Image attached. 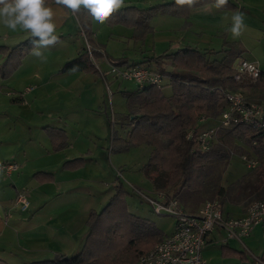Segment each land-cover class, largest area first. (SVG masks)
<instances>
[{"label": "rangeland", "instance_id": "rangeland-1", "mask_svg": "<svg viewBox=\"0 0 264 264\" xmlns=\"http://www.w3.org/2000/svg\"><path fill=\"white\" fill-rule=\"evenodd\" d=\"M173 1L175 0H125V7L146 9ZM230 1L237 7L221 13L220 37L230 42L240 41L242 49L238 59L253 62L264 72V0ZM47 6L53 10V21L60 42L44 50L47 57L44 61L29 52L21 60V65L9 75L11 64L16 62V59L9 61V52L31 34L20 28L13 31L0 24V163L10 161L19 167L18 173L15 172L10 177L0 171V204L4 208L0 220L13 227L12 218L23 220L36 205H46L44 211L51 208L50 214L47 213L48 217L53 216L51 219L57 217L62 221L68 220L73 214L75 219H78L77 223L84 227L90 210L100 212L108 204L115 193L116 178L119 177L127 193L128 213L147 219L163 234L170 235L175 220L172 217L154 214L150 205L142 201L132 190L133 186L149 196L154 193L150 181L142 172V167L151 154V147L142 144L122 151L116 150L119 142L113 143L115 149L111 146L114 131L125 137L129 130L126 121L129 109L126 96L122 92L136 91L137 84L128 80H116L109 75L107 76L111 92L109 96L106 84L98 73L62 72L63 65L76 58L87 45V41L81 35L77 20L78 17L81 19L79 13L77 16L55 2ZM212 10L216 12L218 8L212 6ZM237 11L244 13L246 29L239 38L234 39L225 30V26L230 24L231 16ZM89 18L93 33L92 42L107 55L97 60L102 72L109 71L111 60L124 59L128 65H145L144 61L148 58L161 56L165 52L175 53L181 48L177 44L182 39H191L190 33H185L186 21L176 17L164 15L153 17L149 22L151 32L144 40L135 39V30L127 25L113 24L109 21L99 25ZM200 25L203 28L204 25ZM216 35L217 32L210 34L212 37ZM224 35H227V38ZM220 50L221 48H215L216 52ZM220 53L214 54L212 59H218ZM262 85L264 83L252 84L246 80L241 93L255 101L264 102V90L260 87ZM162 86V94L170 96L172 88L168 79L163 80ZM21 94L22 103L17 99ZM215 119L205 122L201 129L207 128L208 125L216 127L215 124L211 125L217 121ZM52 128H57L54 130L56 132L61 129L66 131L67 142L64 148L57 152L51 149V139L47 134V131L53 132ZM243 133L241 130L230 137L222 134L213 142L216 145L222 143L221 151L228 156L217 172L221 179H215L214 176L211 184L228 188V200L223 206V211L231 209L233 215L235 211L243 215L249 203L254 200L257 190L264 184L262 172L264 168L258 165L255 169L249 170L241 159L242 155L258 157L253 153V145L246 139L250 134ZM215 144L213 146H216ZM80 158L85 160L82 167L76 170L62 168L66 161ZM26 162L30 169L28 171L23 170ZM36 171L52 173L53 181L37 183V179L32 176ZM17 193L25 195L29 204L27 210L21 211L15 207ZM10 229L12 233L9 235L6 232L0 235V255L12 260L11 254L16 253L15 247L8 248L5 242L16 237L18 230L16 227ZM79 239L80 236L73 239V248ZM113 242L115 241H110L108 245ZM228 243L231 249L245 252V259L236 255H224L222 243L215 242L205 244L202 249L205 264H252L253 257L264 252L262 228L257 226L250 236L242 238L244 246L233 240ZM76 245L79 247L80 242ZM68 246L71 250L70 245ZM106 246L107 243H102L103 258L110 256L105 253L106 251L111 253ZM116 247L119 250L110 256L111 264L117 262L132 264L134 261L132 253L122 244ZM74 253L76 252L69 256ZM16 258L18 256L15 257L16 262L12 263L19 264ZM117 258L119 259L116 260Z\"/></svg>", "mask_w": 264, "mask_h": 264}, {"label": "trees", "instance_id": "trees-1", "mask_svg": "<svg viewBox=\"0 0 264 264\" xmlns=\"http://www.w3.org/2000/svg\"><path fill=\"white\" fill-rule=\"evenodd\" d=\"M53 2L55 0H47V5ZM210 4L215 5V0H198V3L191 8L177 6L175 1L146 9L128 6L122 11L119 10L108 21L132 27L135 30L134 38L144 40L151 32L149 22L153 17L164 15L187 18L191 9ZM236 7V4L228 0L227 6L219 9L232 11ZM76 15L78 16V13ZM79 15L81 17V19L77 18L79 26L92 46L95 60L103 56L107 57L104 50L92 42L93 33H91L89 16L84 11L79 12ZM30 39L31 36L9 52V61L16 59V62L11 64L8 75L21 65L23 57L30 52ZM223 45V49L218 52L210 48L200 50L184 46L175 53L165 52L161 56L148 58L144 61L145 65H128L124 59L111 60V63L116 66L145 68L162 76L160 84L138 86L132 93L122 92L126 96L129 109L126 115L129 130L125 137L114 131L111 138L113 149H115L113 143L119 142L116 150L126 151L132 146L142 144L151 147V154L147 163L142 167V172L150 181L154 193L149 196L132 186L134 193L151 208L152 205L145 197L156 198L158 194H162L167 201L176 200L180 207L189 214H195L198 211L197 208L208 201L217 202L223 209L228 200V188L211 184L214 176L215 179H221V175L217 172L228 156L221 151L223 144L212 143L210 149L205 151L200 148L196 135L205 122L211 121L212 118H219L225 110V93L241 91L248 80L242 78L240 81H235L234 79L236 64L241 60L238 59L242 49L240 41H224ZM216 53H220L218 55L220 59H212ZM73 68L76 70L72 71ZM62 72L98 73L85 47L76 58L63 65ZM165 78L168 79L172 88V94L168 97L162 94V83ZM248 82L251 81L248 80ZM260 83H264V72L262 71L258 79L252 82V84ZM260 87L264 90V85ZM17 97L21 102L22 96ZM245 97L251 102L264 106V102L255 101L248 95ZM218 118L211 124L212 126L218 124ZM201 119L204 121L201 122ZM210 127V125L207 126L208 129ZM52 129L53 132L47 131V134L51 139V149L57 152L64 148L67 137L64 130L56 132L54 130L57 128ZM241 130L251 135L246 139H249L253 145V153L258 156L259 167L264 168V159H262L264 158V142H262V134L259 131L245 125H233L229 128L218 129L216 140L222 134L230 137ZM189 132L192 133L191 138H187ZM223 140L222 138L221 141ZM214 144L216 146H213ZM84 162L83 158L73 159L66 161L62 168L76 170L82 167ZM34 177L41 183L53 179L52 175L43 172H36ZM116 180L115 193L108 204L100 212H89L85 223L87 234L77 253L72 256L57 254L52 259L32 261L29 264H111L110 256L119 250L116 247L119 244L124 245L132 253L134 256L132 264H135L156 244L160 243L166 235L147 219L128 213L127 193L119 177ZM258 200L264 201V184L257 190L252 201ZM225 215L235 217L230 210L225 211ZM110 241L115 242L108 245ZM102 243H107L106 247H109L108 251L111 253L104 250L110 256L103 258L101 255Z\"/></svg>", "mask_w": 264, "mask_h": 264}, {"label": "built area", "instance_id": "built-area-1", "mask_svg": "<svg viewBox=\"0 0 264 264\" xmlns=\"http://www.w3.org/2000/svg\"><path fill=\"white\" fill-rule=\"evenodd\" d=\"M81 32L82 37L86 40L85 34L83 31ZM85 50L98 74L104 80L109 96L111 95L107 80L109 75H112L116 80L132 81L137 86L161 83L162 76L159 73L140 67H122L109 62V71L102 72L88 41ZM259 74V67L255 63L241 59L236 64L234 79L240 81L242 78H246L255 82ZM224 101L226 107L219 116L216 127L200 129L197 132L200 148L205 151L209 149L216 140L218 129L239 124L259 131L262 134V142H264V106L247 100L240 91L225 93ZM203 121L201 119V122ZM191 137L192 133L189 132L187 138ZM241 159L249 170H253L259 165L258 157L242 155ZM0 168L9 176L18 169V166L15 163H0ZM145 198L152 205L151 209L154 214L172 217L175 224L172 233L156 244L135 264H205L202 249L207 236L216 230L225 231L224 242L227 239H235L242 243V238L250 236L257 226L262 228V237H264V201L261 200L250 202L243 215L228 217L217 202L208 201L195 214H189L180 207L176 200L167 201L162 194H158L156 198ZM14 204L21 211L27 210L29 205L23 193H17ZM253 264H264V252L261 256L254 257Z\"/></svg>", "mask_w": 264, "mask_h": 264}, {"label": "crops", "instance_id": "crops-1", "mask_svg": "<svg viewBox=\"0 0 264 264\" xmlns=\"http://www.w3.org/2000/svg\"><path fill=\"white\" fill-rule=\"evenodd\" d=\"M212 6H215V5L210 4V5H205L201 7H195L189 11L187 18L176 17L178 19L186 21L185 23L187 25V28L185 29V33H190V38H191V39H186V38L182 39V41L177 44L178 47L182 48L184 46H191V47H194L200 50L208 49V48L212 49L213 47H214L213 49L215 48H221V50L223 49L224 41H226L227 39H222L220 37V33H221L220 30L222 27L221 13L228 12V11H222L218 9L216 12H214L212 10ZM200 24L204 25L203 28L201 27ZM196 25H198L199 27H196ZM205 26L210 27V28H207ZM213 32H217L218 35H216L215 37L210 36V34ZM224 37L227 38V35H224ZM227 42H230V41H227ZM22 102H23V97H22L21 103ZM45 127H49V126H44V128ZM64 132L66 134V131ZM5 163H13V162L7 161ZM27 164L28 163L26 162L23 167L24 171L30 170L27 167ZM18 170H19V167L17 170L13 171L8 176L5 174L4 170L0 168V171H2L8 177L12 176V174L15 172L18 173ZM36 172H43V173L52 175V173H48L44 171H36ZM36 172H33L32 176ZM32 178L33 180H35L34 177ZM53 179H54V176H53ZM53 179L51 181H53ZM47 182H50V181H47ZM37 183L42 184L45 182H42V183L37 182ZM36 206H40V205H36ZM36 206L33 207V209L30 211L28 216H25L23 220L19 218L11 219L13 223V227H16L18 231L16 232V237H13L9 239L8 241H6L5 242L6 245L5 244L4 245L7 246L8 248L15 247L16 253L11 254L12 260L7 259L6 257H3L2 255H0V264H15L12 262H16L15 261L16 256H18V258L16 259L19 264H29L32 261L51 259L55 257L57 254L69 256L71 253L73 252L77 253L80 250L85 240L86 234H87L86 224L84 227H82L80 223H77L78 219H75L73 214L68 220L62 221L57 217H55V219H51L53 217L52 215L48 217L50 214L49 212H51V208L48 211H44V209L46 208V205L44 206L41 205L40 207H37V208ZM3 211H4V208L0 204V216L1 217L3 215ZM90 211H94V210H90ZM241 214H242L241 212L235 211L234 216L238 217V215L241 216ZM87 216H86V219H87ZM46 219H49V220H46ZM0 224H1L0 235H2L5 232L7 233V235H9V233H12V230L10 228H13V227L9 226L8 223L5 224L2 222V220H0ZM78 236H80V239L79 241L76 240L74 248H73L72 241L73 239H78ZM225 236L226 234L224 230H216L207 236L205 244L207 243L214 244L215 242L216 243L220 242L222 243L221 249L224 255L225 254L236 255L237 257L245 259V252L236 251L228 247L229 241L231 240L236 241V242L238 241L235 239H227L224 242L223 240L225 239ZM79 242H80V245L78 247V245L76 244H78ZM11 243H15V245H12ZM241 244L243 245V243ZM68 245H70L71 250ZM248 252L251 254V256H253V254L250 251ZM261 254L257 255V257L261 256ZM254 257H253V260H254ZM251 263L253 264V261H251Z\"/></svg>", "mask_w": 264, "mask_h": 264}, {"label": "clouds", "instance_id": "clouds-1", "mask_svg": "<svg viewBox=\"0 0 264 264\" xmlns=\"http://www.w3.org/2000/svg\"><path fill=\"white\" fill-rule=\"evenodd\" d=\"M197 3L198 0H175V4L180 7L191 8ZM55 4L71 10L73 14L84 11L95 23L104 25L114 13L125 7V0H55ZM227 4L228 0H215L218 9ZM244 20L245 15L240 11L231 16V22L225 26V30L232 38H239L243 34L246 29ZM0 24L13 31L20 28L30 32V54L41 61L47 59L44 50L60 42L53 21V10L47 6V0H0Z\"/></svg>", "mask_w": 264, "mask_h": 264}, {"label": "bare ground", "instance_id": "bare-ground-1", "mask_svg": "<svg viewBox=\"0 0 264 264\" xmlns=\"http://www.w3.org/2000/svg\"><path fill=\"white\" fill-rule=\"evenodd\" d=\"M241 92V91H240ZM212 128V127H211Z\"/></svg>", "mask_w": 264, "mask_h": 264}]
</instances>
